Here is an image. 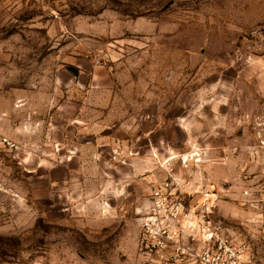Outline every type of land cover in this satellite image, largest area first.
<instances>
[{
	"label": "rangeland",
	"instance_id": "rangeland-1",
	"mask_svg": "<svg viewBox=\"0 0 264 264\" xmlns=\"http://www.w3.org/2000/svg\"><path fill=\"white\" fill-rule=\"evenodd\" d=\"M167 173L264 264V0H0V264H158Z\"/></svg>",
	"mask_w": 264,
	"mask_h": 264
},
{
	"label": "built area",
	"instance_id": "built-area-1",
	"mask_svg": "<svg viewBox=\"0 0 264 264\" xmlns=\"http://www.w3.org/2000/svg\"><path fill=\"white\" fill-rule=\"evenodd\" d=\"M96 62L108 59L96 53ZM200 194L198 204L191 199ZM211 193H203L185 180L167 173L149 185L147 204L139 217L140 251L158 264H258L246 256L243 245L227 238L209 216Z\"/></svg>",
	"mask_w": 264,
	"mask_h": 264
},
{
	"label": "water",
	"instance_id": "water-1",
	"mask_svg": "<svg viewBox=\"0 0 264 264\" xmlns=\"http://www.w3.org/2000/svg\"><path fill=\"white\" fill-rule=\"evenodd\" d=\"M69 71H70L74 76H76V73H75L72 69H69Z\"/></svg>",
	"mask_w": 264,
	"mask_h": 264
}]
</instances>
